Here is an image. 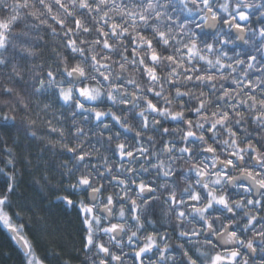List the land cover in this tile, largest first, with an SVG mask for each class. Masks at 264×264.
Instances as JSON below:
<instances>
[{
  "label": "clouds",
  "instance_id": "1",
  "mask_svg": "<svg viewBox=\"0 0 264 264\" xmlns=\"http://www.w3.org/2000/svg\"><path fill=\"white\" fill-rule=\"evenodd\" d=\"M0 23V264H264V0H0Z\"/></svg>",
  "mask_w": 264,
  "mask_h": 264
},
{
  "label": "snow or ice",
  "instance_id": "2",
  "mask_svg": "<svg viewBox=\"0 0 264 264\" xmlns=\"http://www.w3.org/2000/svg\"><path fill=\"white\" fill-rule=\"evenodd\" d=\"M204 2H205V4H207V0H204ZM240 18L243 20V19H245L246 17L244 16L243 13H241V17H240ZM76 25H77V27L79 26V21H78V20L76 21ZM238 27H239V25H238ZM6 28H7V25H6V24L0 23V43H2L3 40H4V35H3V31H2V30H3V29H6ZM261 32H262V34H264V29H262ZM249 58L252 59L251 56H250ZM48 75H51V73H48ZM98 115H99V114H98ZM241 158H242V157H241ZM228 163L231 165V164H232V161L229 160ZM249 175H251V172H249ZM257 183H258L262 188H264V180H259V181H257ZM222 202H223V201H222ZM249 203H251V201H250ZM89 211H90V210H89ZM0 220H4L5 223L7 222L6 217H2V216H0ZM85 223L87 224L88 222L85 221ZM249 223L252 224V223H255V221H253V220H249ZM231 234H232L233 236L236 235L235 232H232ZM260 235H261V236H264V233H260ZM241 242H243V241H241ZM248 247L254 251V250H255V242H253V241H249V242H248ZM136 255L139 256V255H140V252H137ZM238 255H239V252H238V251H233V252L231 253V256H232V264H234V261H235L236 257H238ZM115 258H116V257H114V259H115ZM213 260H214V264H223V258L220 257V256H216V257H214Z\"/></svg>",
  "mask_w": 264,
  "mask_h": 264
}]
</instances>
